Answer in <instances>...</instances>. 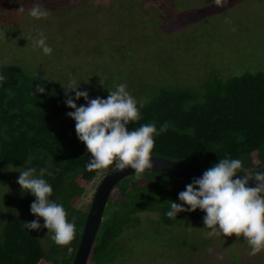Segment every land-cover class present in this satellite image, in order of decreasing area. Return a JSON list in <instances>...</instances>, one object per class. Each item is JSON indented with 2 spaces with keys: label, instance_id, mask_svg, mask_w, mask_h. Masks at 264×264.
I'll use <instances>...</instances> for the list:
<instances>
[{
  "label": "rangeland",
  "instance_id": "rangeland-1",
  "mask_svg": "<svg viewBox=\"0 0 264 264\" xmlns=\"http://www.w3.org/2000/svg\"><path fill=\"white\" fill-rule=\"evenodd\" d=\"M33 3L51 14L40 20L29 17ZM21 4L23 13L17 12ZM40 31L53 49L50 55L32 45L31 37ZM0 65L19 66L63 87L71 74L89 99H107L108 90L122 83L139 103L165 88L201 93L214 80L264 72V0H221L220 6L213 0H0ZM81 105L86 106L84 99ZM25 168L0 169V233L11 218L24 222L37 218L17 183L18 171ZM134 174L119 182H134ZM100 175L84 207L91 203L103 179ZM145 175L148 172L140 179ZM165 182L160 179L162 190H167ZM176 182L181 187L178 194L191 183ZM6 195L13 197L12 205H6ZM153 196L156 208L136 213H127L122 201L108 199L102 216L103 225L108 223L105 229H113L120 213L126 216L119 220V234L98 264H264V251L250 256L242 237L207 238L209 229L199 209L183 212L174 225H164L157 206L170 204L173 197L157 192ZM101 231L102 227L98 234ZM37 232L50 244L47 229Z\"/></svg>",
  "mask_w": 264,
  "mask_h": 264
},
{
  "label": "trees",
  "instance_id": "trees-1",
  "mask_svg": "<svg viewBox=\"0 0 264 264\" xmlns=\"http://www.w3.org/2000/svg\"><path fill=\"white\" fill-rule=\"evenodd\" d=\"M0 75L5 77L0 81V169L8 165L27 166L35 167L38 173L39 168H46L51 175L45 174L43 178L53 189L49 200L64 207L69 222L73 216L77 217L75 239L66 247L57 246L51 233L47 245L39 238L38 230L29 231L23 220L9 219L0 233V264H42L45 260L71 264L91 204L84 207L82 203L100 172L104 177L111 169L86 170L91 156L77 137L75 121L67 116L73 110L65 104L63 86L16 65H0ZM37 84L45 86V93L32 94ZM79 90L87 91L84 86ZM82 101L83 98L74 100L78 107ZM141 103L137 102L141 119L130 123L129 130L154 123L159 131L162 125H167L164 133L154 136L153 156L201 170L227 157L242 161L239 174L264 172V72H245L226 81L214 80L201 93L161 89L154 98L142 103V108ZM162 178L167 183L165 189L172 187L176 192L162 190L159 185ZM179 179L192 182L171 174L148 172L132 183L118 182L108 199L122 201L128 206L127 213L156 208L155 192L171 196L167 197H173L170 202L180 204L181 187L176 182ZM4 201L12 205L13 197L6 195ZM34 201V196L25 193L28 207ZM157 208L164 225H174L182 218L183 212L175 218L166 215L170 204L163 203ZM201 213L204 218L206 213ZM122 216L126 215H118L111 231L105 229L108 223L101 222L102 231L96 235L86 264H98L101 256L105 259L119 234L117 226ZM36 219L44 224L42 218Z\"/></svg>",
  "mask_w": 264,
  "mask_h": 264
},
{
  "label": "clouds",
  "instance_id": "clouds-1",
  "mask_svg": "<svg viewBox=\"0 0 264 264\" xmlns=\"http://www.w3.org/2000/svg\"><path fill=\"white\" fill-rule=\"evenodd\" d=\"M217 6L221 0H213ZM25 7L21 4L18 11L23 13ZM29 17L40 20L51 13L39 3H33L28 10ZM34 48L42 49L44 55H50L53 49L47 44L42 31L31 37ZM46 80L47 77H42ZM5 77L0 75V81ZM102 85V80H100ZM76 79L70 74L66 86L63 87L65 104L73 111L67 116L75 121V131L80 142L86 146L91 159L85 165L89 172H99L111 169L112 172H124L131 168L139 180L146 170L153 169L154 136L167 130L162 125L157 131L154 123L143 124L129 130V124L141 119L136 99L126 90V84H118L115 90H108L107 99L96 97L89 99L88 91L79 90ZM45 86L37 84L35 92L45 93ZM75 93V96H72ZM83 98L86 106H77L74 100ZM143 104H140V108ZM242 170L240 159L223 158L206 169L202 177L194 178L186 185V190L178 195L181 202H170V210L166 212L169 218L177 217L181 212H195L197 209L206 213L203 218L207 238L232 237L243 238L250 248V256H256L264 251V172L255 175L239 174ZM17 183L21 195L30 193L35 201L30 206L33 216L42 218L31 222H23L29 231L40 230L42 227L51 233L52 241L59 247H66L75 239L77 217L71 222L61 204L50 201L52 186L43 178L51 175L44 167L37 169L28 167L19 170ZM255 180L254 186H249L250 180ZM187 205V207H184ZM71 251V248H69ZM209 253L212 249H208Z\"/></svg>",
  "mask_w": 264,
  "mask_h": 264
},
{
  "label": "water",
  "instance_id": "water-1",
  "mask_svg": "<svg viewBox=\"0 0 264 264\" xmlns=\"http://www.w3.org/2000/svg\"><path fill=\"white\" fill-rule=\"evenodd\" d=\"M153 169L146 172H159L175 175L192 181L194 178L202 177L205 170L181 165L160 157L153 156ZM135 170L128 168L124 172L109 171L101 180L96 192L92 198L88 209L87 217L84 223L82 235L74 254L71 264H86L89 254L92 250L93 243L99 231L103 212L111 194L117 183L125 177L134 174ZM255 180L249 181V186L255 185Z\"/></svg>",
  "mask_w": 264,
  "mask_h": 264
}]
</instances>
